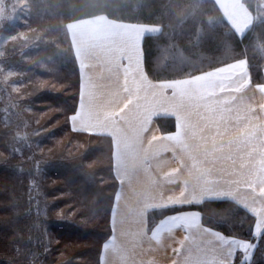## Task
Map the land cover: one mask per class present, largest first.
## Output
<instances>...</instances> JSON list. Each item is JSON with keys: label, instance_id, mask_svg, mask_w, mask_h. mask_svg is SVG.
Masks as SVG:
<instances>
[{"label": "trees", "instance_id": "16d2710c", "mask_svg": "<svg viewBox=\"0 0 264 264\" xmlns=\"http://www.w3.org/2000/svg\"><path fill=\"white\" fill-rule=\"evenodd\" d=\"M240 1L252 17L241 36L215 0H26L22 8L0 0V264H100L102 245L111 234L118 186L112 140L70 127L80 74L67 24L104 15L159 26V33L142 40L144 67L152 80L189 77L246 59L250 80L261 84L264 0ZM10 94L42 116L32 140L42 148L35 156L36 173H29L12 152L19 142L10 135L14 127L1 105ZM155 121L161 132L174 130L170 118ZM191 209L199 211L208 228L249 237L253 217L233 201ZM257 243L254 264H264V242ZM79 253L88 261L72 262Z\"/></svg>", "mask_w": 264, "mask_h": 264}, {"label": "crops", "instance_id": "0c3cea01", "mask_svg": "<svg viewBox=\"0 0 264 264\" xmlns=\"http://www.w3.org/2000/svg\"><path fill=\"white\" fill-rule=\"evenodd\" d=\"M230 1L233 8L226 0H215L232 30L241 36L251 26L252 17L240 0ZM240 4L248 13L240 9ZM67 28L80 74L76 111L82 93L84 102L88 103L91 88L100 96L99 110L113 98L112 91L118 93L115 106L123 109L116 117L117 127L93 129L95 135H106L112 140V166L118 182L111 212V234L104 242L113 240L115 247L105 250L102 245L100 264H131L133 259L151 260L154 264H173L174 260L177 264L185 261L194 264L198 258H212L208 242L214 244V237L196 228L163 233L159 244L150 239L149 227L172 213L187 212L188 206L169 208L158 214L157 220L150 219V213L145 217L143 213L161 202L180 199L185 187L189 194L194 191L201 194L209 186L236 193L235 200L229 198V201L249 214L244 205L257 211L264 208V79L261 84L252 83L246 59H238L189 77L152 80L144 67L142 40L159 33V26L115 21L98 15L71 21ZM117 48L124 51L117 52ZM139 53L141 68L137 71ZM125 55L131 57L127 61V75L123 67L116 66L126 63ZM245 62L246 70H241L244 74L234 81H226L223 91L220 87L189 84L177 88L174 95L172 89L157 86L166 81L195 79L221 67ZM125 79L127 92L123 91ZM158 117L170 118L174 130L161 132L155 121ZM188 121L195 126L194 135L188 137L183 151L177 148L173 159L172 151H163L169 147L164 137L175 134L178 123L184 125ZM69 123L72 129L70 119ZM158 153L162 154L157 156ZM124 165L127 174L122 172ZM260 215L264 218V211ZM252 217L249 232L254 227L255 217ZM204 227L207 226L200 221V228ZM177 241L183 242L182 245ZM176 248L181 251L175 252Z\"/></svg>", "mask_w": 264, "mask_h": 264}, {"label": "snow or ice", "instance_id": "6c2138e0", "mask_svg": "<svg viewBox=\"0 0 264 264\" xmlns=\"http://www.w3.org/2000/svg\"><path fill=\"white\" fill-rule=\"evenodd\" d=\"M154 33V32H153ZM117 52H123L121 48L115 49ZM119 59V57H117ZM131 57L125 55L124 60L125 64L123 66L117 64V67H123L127 75V69L129 65L127 61ZM141 68V53H139V58L137 60V71ZM242 69L246 70V62L234 63L225 67L217 69L215 72L208 73L206 76H200L195 79H190L186 81H166L161 82L157 86L161 89L168 90L172 89L173 94L175 95V90L177 88H185L189 84L197 85L201 88H216L220 87L221 91L225 90L223 85L226 81H234L238 76L244 74ZM208 77H214V79H209ZM127 79L124 80L123 91L127 92L128 88L126 86ZM103 87V86H101ZM110 95L113 97L108 101L106 106H103V110H99L100 106L98 101H100V96H98L92 88L90 89L88 96L89 100L86 104L84 102V96L82 93L81 103L79 110L75 111L70 117V122L72 125L73 131L85 132L87 134H96L93 129L97 126L105 128H113L118 126V121L116 117L120 116L123 112V109L116 107V96L118 93L112 91ZM130 103V101H129ZM195 126L190 122H186L184 125L177 124V131L175 134H167L164 138L168 141L169 147L165 148L163 151L173 152V159L176 158L175 153L177 148L181 151L187 146L188 137L194 135ZM108 135L112 136L111 132H108ZM114 138V137H113ZM175 146V147H172ZM162 153H158L159 156ZM122 172L127 174V166H122ZM170 183H177L175 180H170ZM264 194V193H262ZM229 198L233 201L236 198V193L232 192L229 189L212 187L209 186L204 193L197 194L195 191L191 194L188 193L187 188L182 192V197L180 199H169L168 201L161 202L156 206L147 208L143 216L148 213H164L169 208H175L177 206L180 209H184L185 206H188L187 212H176L168 215L166 218H161L160 221L156 224H153L148 228L151 236L150 239L155 241L157 244L160 243L161 234L168 233L171 234L175 229H184L185 231L196 228L198 230L207 233L208 235L214 237L215 243L209 241V245L212 248V258L203 259L198 258L194 261V264H254V256L256 249L259 247L257 241L264 242V218H261L260 212L264 211V208H261L259 211L255 207L249 208L247 205L244 207L255 217L254 227L252 231L249 232L248 238H240L236 236H229L227 234L220 233L217 230H209L207 227L200 228V221L202 220V215L199 212L191 211V206H202L206 203H216V202H228ZM188 237L185 236V240ZM181 244L183 242L177 241ZM111 247H115V241H107L103 245V249L107 250ZM151 251V249H149ZM175 252H180V248H176ZM131 264H154V261L148 260H135L131 261ZM173 264H177L174 260ZM185 264H193V262L185 261Z\"/></svg>", "mask_w": 264, "mask_h": 264}, {"label": "rangeland", "instance_id": "374dc122", "mask_svg": "<svg viewBox=\"0 0 264 264\" xmlns=\"http://www.w3.org/2000/svg\"><path fill=\"white\" fill-rule=\"evenodd\" d=\"M226 2H227L229 7H231V8L234 7V5L232 4V2L230 0H226ZM13 3L16 4L17 7L22 8L23 5L26 3V0H13ZM240 9L244 13H248L246 8L242 4H240ZM236 32L238 33L239 31H236ZM14 96L15 95L10 94V99L9 100L3 99L2 103H1L3 111H4V109L7 110L8 115H5V116L9 117V123H7V124H9V125L11 124V126L13 125V127H14V131L10 135H11L13 140H16L19 142L17 149L15 150L13 148L12 152L17 153V155L19 156V158L21 160V163L24 164V167L27 168L29 173H31V174L33 172L36 173L35 156L38 155V153H39L38 151L42 150V148L38 149L36 147V145L34 146V143H32V140L34 138L33 136L37 135V134H35L37 130H34V127L41 123L42 116L35 113L33 110H31L29 108L26 109V108L22 107L21 102H16ZM5 116H3V117H5ZM33 149H34V151H33ZM46 149L48 151H50L49 154L53 153L52 148L48 147ZM0 153L2 154V152H0ZM38 157H39V155H38ZM27 170H25V172H27ZM11 200H12V198H10V202H11ZM68 214H69L68 216H70V217L73 216V215H70V213H68ZM157 214H160V213H157ZM157 214L154 215L152 213L150 215L151 216L150 219H153V217L156 216ZM51 215L53 217H58V215L56 213H52ZM49 241L51 244H53V242H54V240L52 239V237L50 235H49ZM71 248L72 247H70V249ZM71 261L74 263H84V261L86 262L88 260H86V256H84L83 253H79V254H76Z\"/></svg>", "mask_w": 264, "mask_h": 264}]
</instances>
